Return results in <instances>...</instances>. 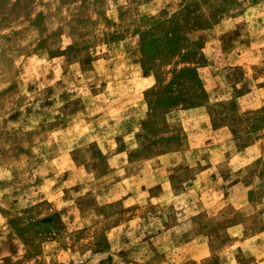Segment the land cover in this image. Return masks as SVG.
Here are the masks:
<instances>
[{"label": "rangeland", "instance_id": "rangeland-1", "mask_svg": "<svg viewBox=\"0 0 264 264\" xmlns=\"http://www.w3.org/2000/svg\"><path fill=\"white\" fill-rule=\"evenodd\" d=\"M191 255L264 264V0H0V264Z\"/></svg>", "mask_w": 264, "mask_h": 264}, {"label": "crops", "instance_id": "crops-1", "mask_svg": "<svg viewBox=\"0 0 264 264\" xmlns=\"http://www.w3.org/2000/svg\"><path fill=\"white\" fill-rule=\"evenodd\" d=\"M178 248H177V250H179V252H183V253H188V252H191V253H198V250L200 249V248H203V250H204V247L203 246H201L200 248H199V246L197 245V244H195L193 241L192 242H189V243H187V244H180V245H178L177 246ZM190 262L192 263H194V264H196V262L195 261H198V259L196 258V257H193L192 255L190 256ZM181 262V261H180ZM234 262V261H233ZM232 261H230V263L229 264H235V263H233ZM181 264H184V263H181ZM257 264H263V263H260L259 261H257Z\"/></svg>", "mask_w": 264, "mask_h": 264}]
</instances>
